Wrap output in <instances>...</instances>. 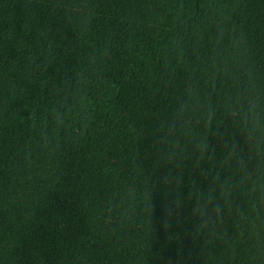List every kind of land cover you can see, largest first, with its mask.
Returning a JSON list of instances; mask_svg holds the SVG:
<instances>
[{
  "label": "trees",
  "instance_id": "trees-1",
  "mask_svg": "<svg viewBox=\"0 0 264 264\" xmlns=\"http://www.w3.org/2000/svg\"><path fill=\"white\" fill-rule=\"evenodd\" d=\"M0 264H264V0H0Z\"/></svg>",
  "mask_w": 264,
  "mask_h": 264
}]
</instances>
